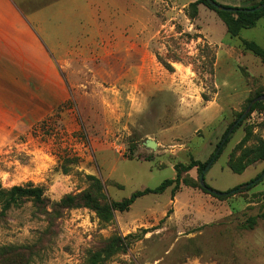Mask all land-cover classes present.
I'll list each match as a JSON object with an SVG mask.
<instances>
[{
  "label": "rangeland",
  "instance_id": "374dc122",
  "mask_svg": "<svg viewBox=\"0 0 264 264\" xmlns=\"http://www.w3.org/2000/svg\"><path fill=\"white\" fill-rule=\"evenodd\" d=\"M94 1L100 31L87 36L84 59L61 69L68 98L52 109L39 100L38 115H23L0 151V184L42 186L49 209L87 189V174L119 201L174 178L177 163L208 160L229 124L264 93V55L244 44L264 50V15L231 36L215 9L200 3L192 16L194 0ZM261 101L207 169L211 189L229 192L264 170V160L241 173L228 166L247 128L246 145L264 138ZM181 178L177 189L115 211L112 222L87 206L47 217L25 200L0 220V264H86L108 238L131 233L139 237L103 264H264V177L220 196L201 187L197 167Z\"/></svg>",
  "mask_w": 264,
  "mask_h": 264
},
{
  "label": "crops",
  "instance_id": "0c3cea01",
  "mask_svg": "<svg viewBox=\"0 0 264 264\" xmlns=\"http://www.w3.org/2000/svg\"><path fill=\"white\" fill-rule=\"evenodd\" d=\"M94 5L0 0V151L13 140L23 115H38L39 100L52 109L68 98L61 69L84 59L87 36L90 42L100 31Z\"/></svg>",
  "mask_w": 264,
  "mask_h": 264
},
{
  "label": "trees",
  "instance_id": "16d2710c",
  "mask_svg": "<svg viewBox=\"0 0 264 264\" xmlns=\"http://www.w3.org/2000/svg\"><path fill=\"white\" fill-rule=\"evenodd\" d=\"M264 2V0H257L254 3L245 6H231L228 4H222L227 7L235 8H250L259 5ZM203 3L210 8L215 9L220 16L224 19L228 33L231 36H236L239 34L241 29L252 27L256 24L257 19L264 15V7L260 10L255 11H228L221 10L209 3L208 0H194L189 3V8L191 10V15L194 16L197 14L198 5ZM244 44L247 48L251 49L259 55H264V50L254 41L244 40ZM263 94L258 93L256 96ZM255 96V97H256ZM254 97V98H255ZM253 98V99H254ZM263 101H257L253 104L251 111L256 108H259ZM250 111V112H251ZM242 113H240L241 115ZM238 116V118L240 117ZM237 118V119H238ZM236 119V120H237ZM235 120V121H236ZM231 122L226 128L224 134L222 135L221 140L218 142L217 147L208 158V160L202 162L198 159L191 160L188 164L177 163L175 165L176 176L174 178H167L163 180L158 186L154 188L146 187L142 190L134 191L130 197L124 198L122 200H112L106 193L105 186L102 183L101 179L93 174H87L86 179L89 182V187L78 194H67L61 198L59 202L54 203V205L49 209L47 199L44 195V188L39 185H35L31 182L24 185H13L11 187H4L0 184V220L3 219L7 212L14 206L20 205L25 200H32L35 205L43 208V213L49 217L53 215H58L59 211L64 208L71 207H80L87 206L93 209L100 220L104 222H112L115 218V211H124L128 210L132 203L140 196L148 193H161L165 191L168 187L173 186V190L177 189L181 185L182 181V172L188 171L193 167H197L199 171V184L201 187L207 191L212 192L208 188L209 185L205 182V186L200 182V175L203 173L209 162H214L220 154L223 152L224 146L230 140L231 134L239 127L242 123L240 121L230 135L226 138L223 144L220 146L225 135L228 133L230 127L235 122ZM253 136L251 128H247L244 137L240 142L235 146V151H239V154H231V157L228 161L229 168L235 173L243 172L249 165L264 160V138L258 136L255 138L256 142L252 145H246V142L249 141ZM220 146L219 152L216 154L217 148ZM211 163V164H212ZM65 172L68 171L67 166L63 167ZM264 171V170H263ZM262 171V172H263ZM206 173V172H205ZM261 174L258 173L257 177ZM205 175V174H204ZM254 179L251 181L253 182ZM186 183H188L185 180ZM237 187H235L236 189ZM218 196V195H217ZM264 216V213L262 214ZM146 231V230H144ZM138 233H131L126 236L121 234L113 235L108 238L107 242L99 249L93 250L90 252L86 264H103L108 260L112 255L124 251L131 244L133 239L138 238Z\"/></svg>",
  "mask_w": 264,
  "mask_h": 264
},
{
  "label": "water",
  "instance_id": "95a60500",
  "mask_svg": "<svg viewBox=\"0 0 264 264\" xmlns=\"http://www.w3.org/2000/svg\"><path fill=\"white\" fill-rule=\"evenodd\" d=\"M210 4H212L213 6H215L218 9L221 10H228V11H255V10H260L261 8L264 7V2L260 3L259 5L255 6V7H250V8H235V7H227L224 6L222 4H219L216 0H208ZM264 100V93L260 94L258 96H256L254 99H252V101L248 104L247 108L245 109V111L240 115V117L233 123V125L230 127L228 133L225 135L224 139L222 140L220 146L223 144V142L226 140V138L228 137V135L230 134V132L233 131V129L238 125V123L247 115V113L251 110L253 104L257 101H261ZM145 144L148 147H151L153 149H155L157 147V142L154 139H147ZM220 146L217 148L216 154L219 152ZM212 162H209L206 166V168L204 169L203 173L200 175V182L202 185L205 186V180H204V174L207 171V169L210 167ZM264 177V171L261 173V175L259 177H257L253 182L250 183H246L244 184L242 187H246L254 182H257L258 180L262 179ZM241 186L230 190L229 192H218L215 191L211 188H208L210 191H212L214 194L216 195H228V194H232L234 192H236L237 190H239L240 188H242Z\"/></svg>",
  "mask_w": 264,
  "mask_h": 264
}]
</instances>
